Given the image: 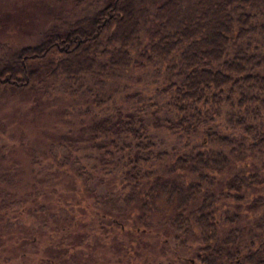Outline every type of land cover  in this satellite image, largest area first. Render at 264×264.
I'll list each match as a JSON object with an SVG mask.
<instances>
[{
	"label": "trees",
	"instance_id": "trees-1",
	"mask_svg": "<svg viewBox=\"0 0 264 264\" xmlns=\"http://www.w3.org/2000/svg\"><path fill=\"white\" fill-rule=\"evenodd\" d=\"M100 2L69 26L50 24L36 43L21 44L0 58V92L29 97L44 85L74 79L80 87L86 82L85 92L98 83L95 91L110 96L108 79L114 75L116 83L126 75L147 74L150 93L142 97L140 89L132 92L139 96V110L149 106L158 120L155 105L166 107L169 114L160 119L164 127L187 140L200 137L202 149L173 152L165 164L167 152L150 141L144 114L116 108L115 121L107 116L95 120L91 128L101 140L95 145L105 155L126 160L124 202L145 208L154 203L149 199L154 189L169 202L174 199L172 225L184 235L194 234L188 220L193 218L201 251L209 255L206 261L200 259L203 264H264V194L245 205L257 212L253 226L230 227L226 238L219 239L215 196L207 187L216 182L215 173H225L222 185L239 201L246 188L264 185V0ZM155 95L160 103L148 101ZM93 98L104 101L98 93ZM109 143L116 151L107 148ZM142 184L148 186L143 194ZM109 202L113 199L106 198L105 206L94 211L101 222L113 215ZM234 212L226 211L224 220L236 221ZM63 223L45 239L43 250L33 252L45 254L36 264L75 263L77 257L69 250L77 248L83 234L74 235L64 247L61 241L74 222ZM8 245L15 256L19 245Z\"/></svg>",
	"mask_w": 264,
	"mask_h": 264
},
{
	"label": "rangeland",
	"instance_id": "rangeland-1",
	"mask_svg": "<svg viewBox=\"0 0 264 264\" xmlns=\"http://www.w3.org/2000/svg\"><path fill=\"white\" fill-rule=\"evenodd\" d=\"M100 3V0H0V58H7L21 44L36 43L40 32L50 24L69 26ZM115 78L114 75L108 79L110 96L95 91L98 83L95 90L85 92L86 82L80 87L74 79L67 84L44 85L29 97L0 92V210L6 208L4 218L0 219V244L4 246L0 250V264L38 263L45 254L33 252L43 250L45 239L66 219L74 222V228L61 241L64 247L74 235L83 234L80 242L75 243L77 248L69 250L76 255V264H203L201 260L209 258L201 251L199 230L193 218L188 220L191 230L196 231L194 234L184 235L172 225L174 199L169 202L165 194L154 189L149 197L154 203L149 202L145 208L124 202L123 195L128 192L125 185L128 182L124 181L126 160L105 155V150L95 145L101 141L91 128L95 120L107 116L115 121L116 108L122 113L134 110L144 114L150 141H154L158 150L167 152L165 164L171 161L173 152L202 147L198 145L200 137L187 140L164 127L160 119L168 116L166 107L155 105L159 107L156 114L161 116L158 120L149 106L147 111L139 110V96H132V92L140 89L142 97L150 93L147 74L126 75L116 83ZM115 85L116 92L112 91ZM94 93L104 99L102 104L93 102ZM158 97L155 95L148 101L158 103ZM107 148L116 151L111 143ZM215 176L216 182L207 187L215 196L213 216L217 219V235L222 239L230 227L253 226L257 212L245 205L257 194H264V185L259 182L246 188L240 192L243 199L238 201L228 194L234 191L222 185L225 173ZM147 188L142 184L141 194ZM106 198L113 199L106 205L113 215L101 222L94 211L99 212L105 206ZM226 211H235L238 219L226 222ZM111 219L113 223L109 224ZM136 225L142 234L136 233ZM9 243L19 245L15 256Z\"/></svg>",
	"mask_w": 264,
	"mask_h": 264
}]
</instances>
